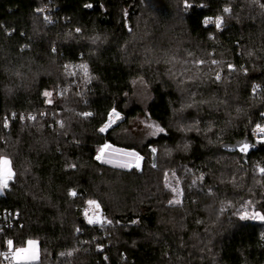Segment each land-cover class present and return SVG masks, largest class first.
<instances>
[{
	"label": "trees",
	"instance_id": "1",
	"mask_svg": "<svg viewBox=\"0 0 264 264\" xmlns=\"http://www.w3.org/2000/svg\"><path fill=\"white\" fill-rule=\"evenodd\" d=\"M146 3L155 34H165L173 25L176 31L180 23L185 40L222 59L216 71L221 80L214 79V88H205L195 99L200 104L194 116L205 136L193 137L182 160L203 167L215 154L225 153L239 156L246 168L253 160L264 167V143L246 162L238 151L224 148L252 140L255 125L264 126V9L259 4L188 0L192 7L185 8L184 0H0V154L12 160L16 174L0 209L19 214L2 238L12 239L16 247L37 240L41 257L33 264H264V223L230 216L219 226L214 241L218 254L212 260L201 248L204 243L193 238L194 230L204 232L196 221L205 216L206 197L198 204L191 199L184 229L174 230L167 222L160 224L155 203L143 201L150 170L117 168L95 158L108 142L103 159L120 161L114 156L117 149L137 148L152 163L151 146L175 145L180 138L173 123L181 103L175 74L169 73L168 63L141 57L140 49L154 39L145 43L135 38L145 27L140 17ZM224 7L231 13L224 14ZM220 15L221 29L204 25L206 17ZM166 37L163 46L168 45ZM80 64H87L90 81L76 67ZM141 76L153 95L146 107L134 100L133 80ZM254 85L260 86L255 92ZM46 90L53 91L51 105L43 95ZM113 108L125 120L99 132ZM82 112L92 115H78ZM141 116L165 132L132 145L122 131ZM261 181L264 188V175ZM70 190L77 195L70 196ZM89 198L100 202L111 224L87 223L83 206ZM68 251L73 255H60Z\"/></svg>",
	"mask_w": 264,
	"mask_h": 264
},
{
	"label": "rangeland",
	"instance_id": "2",
	"mask_svg": "<svg viewBox=\"0 0 264 264\" xmlns=\"http://www.w3.org/2000/svg\"><path fill=\"white\" fill-rule=\"evenodd\" d=\"M146 9L141 14L140 19L144 22L145 27L140 30L139 36H135L136 39H142L145 43L151 38L154 39L153 43H146L140 54L144 57V60L149 63H168L169 73L175 74V80L178 84V92L180 95L181 103L178 109L174 111V128L180 134V138L175 145H171L168 142L162 143L159 147L151 146L150 148H156L157 151L153 154V162L150 163L149 155L143 153L140 149H117L114 156L119 158L118 162H128L130 157L126 156V152L135 151L143 157V168L150 170L148 173L147 189L144 194L143 201L148 203H155V208L160 212V224L165 225L166 222L171 225L174 230L178 228L184 229L185 220L190 217V213L187 210L191 199L198 204L203 202L205 207V216L198 217L197 223L203 225V233L194 234L196 240L204 245L201 248L206 251L207 255L214 260L217 257L216 243L214 242L219 236V226L222 222L228 223L231 219L230 216L239 218V215L243 212L245 203L252 201L255 210L264 213V188L262 185V175L259 173L258 168L263 167L261 161L253 160L252 166L246 168L242 166L241 160L237 155L229 154H215L207 165L192 166L190 163L182 160L191 151V147L194 144L193 137L195 135L202 136L201 121L194 116L198 106L197 100H200L201 93L205 88H214L213 80L216 75L217 64L212 65L211 61L216 60L213 53L207 54L203 49L194 45L190 41L185 40L182 35V27L178 24V30L175 31L176 26H171L166 29V33L155 34L152 11L149 10V5L146 3ZM168 45L163 46L162 42L167 37ZM172 42H175L174 44ZM189 53L191 55H189ZM197 60H205L206 63L203 66L195 64ZM218 61V60H216ZM222 61L219 57V61ZM224 63V61H223ZM220 72V70H219ZM230 78V75H227ZM199 83L198 85H196ZM134 86V100L144 107L151 101L153 95L151 93L150 83L144 77H136L133 80ZM53 92V91H51ZM194 94V95H193ZM54 97H51V99ZM49 99V98H47ZM191 105V106H189ZM117 111V110H116ZM118 112V111H117ZM119 113V112H118ZM120 116L122 114L120 113ZM148 125H153L148 119L141 116L131 122V124L124 128L122 133L127 134V139L130 144H141L146 139L155 137L151 135L154 131ZM255 128V127H254ZM253 128V129H254ZM252 129V130H253ZM210 131L206 128L205 132ZM121 133V134H122ZM205 136V135H203ZM211 136H207L209 139ZM105 144H109L108 142ZM104 144V145H105ZM101 146V148L104 147ZM187 145V148L184 146ZM100 148V149H101ZM106 148L104 151H106ZM170 150V152H169ZM99 154V153H98ZM132 163H135L132 160ZM156 167H152L153 164ZM135 168V167H134ZM130 169V168H129ZM168 172V182L172 187H176V181L179 179V188L182 190V196H176L171 188L165 187L164 173ZM175 172V177L172 173ZM203 177L200 179V177ZM195 181V183H193ZM10 183V182H9ZM164 197L163 202L159 203L157 197ZM167 196L166 200L165 197ZM206 197L200 200L201 197ZM179 198L182 202L179 205H169V200ZM88 200H96L89 198L85 201L83 210H92L94 216H99L101 219L108 217L103 214V209L100 204L99 209H95L93 206L87 204ZM161 200V199H160ZM158 202V203H157ZM248 211H252V207L248 208ZM228 218V219H227ZM256 222H262L260 220H253ZM264 223V222H262ZM215 230H217L215 232ZM208 232V237L205 234ZM202 236V237H201ZM207 239V240H205ZM34 240V239H31ZM36 241L37 250L39 252V259L41 257L39 242ZM26 246V244L24 245ZM202 251V250H200ZM203 251V252H204ZM36 262V261H35ZM215 263V262H213Z\"/></svg>",
	"mask_w": 264,
	"mask_h": 264
},
{
	"label": "snow or ice",
	"instance_id": "3",
	"mask_svg": "<svg viewBox=\"0 0 264 264\" xmlns=\"http://www.w3.org/2000/svg\"><path fill=\"white\" fill-rule=\"evenodd\" d=\"M253 3L259 4V6L264 9V3L261 2V0H252ZM184 4H185V8H190L192 7L191 4L188 3V0H184ZM85 7L91 8L92 5L88 4L85 5ZM201 7H203V5H201ZM38 12H42L43 9H37ZM223 13L224 14H229L231 13V8L230 7H224L223 8ZM45 20L48 21L49 18L45 17ZM50 22V21H49ZM204 25L207 26L210 23H214L215 27L219 30L221 29L223 23H224V15H220L213 18L210 17H206L203 21ZM75 31L78 33L81 31V29L76 28ZM53 51H55V49H53ZM189 55H191L189 53ZM249 55H251V53H249ZM206 63L205 60H197L195 61V64L198 66H203ZM219 62L216 60H212L211 64L212 65H216ZM69 65H65V68L68 69ZM77 68H79L80 70L83 71V74L85 76V78L90 81L92 79V77L89 76L88 74V66L87 64H80L76 66ZM228 69L230 71H234L235 67L232 64L228 65ZM244 72L247 73V69H244ZM73 75L75 73H72ZM215 80L216 81H220L221 80V75L219 73L216 74L215 76ZM259 85H254L253 86V91L255 92L257 89H259ZM43 95L46 98H49L46 100V103H48L49 105H51L53 103V100L51 99V97L53 96V92L51 91H44ZM58 95H63V92L58 93ZM194 95V94H193ZM191 106V105H189ZM39 115L44 116L47 115V113H40ZM78 115L82 116V117H89L92 115V113L90 112H82V113H78ZM261 116H264V112L260 113ZM13 117H15V113L12 114ZM120 114L116 111L115 108L112 109V111L109 113V119L108 121L99 129V132L104 133L107 131V129H109L113 123H115L116 120H119ZM21 119H25V117H21ZM28 120L31 121H36L37 120V116L35 115H28L27 116ZM56 123L59 125V127L61 129L65 128V123L62 120H58L56 121ZM5 127L8 126L7 124V117L5 118ZM150 128H153L154 131L151 133V135L155 136L159 133H164L165 129L160 127L159 125H148ZM254 133L258 134V140L257 143H264V126H262L261 124H256L255 128L253 129ZM255 144H249V143H243L239 146V151H241L242 153H247V151L249 150L250 147H255ZM110 145L105 144L103 148L99 149V154L95 157L97 160L102 161L103 163H108V164H112L114 167L117 168H132L135 167L138 170L140 169V161L143 159L142 156H140L139 153L132 151V152H126L125 155L130 157L131 160H129L128 162H118V161H114L112 159H103L104 156V150L106 148H109ZM185 148H187V145L184 146ZM157 151L156 148H151V152L153 154H155ZM170 152V150H169ZM132 160L135 161V163H132ZM71 168H75L76 165L75 164H71L70 165ZM152 167H156V164L154 163L152 165ZM258 171L261 175H264V167H259ZM15 172L13 171L12 168V160L6 156V155H2L0 154V196L5 194V190L9 188V182L13 181L15 178ZM175 172L172 173V176L175 177ZM165 176V187H169L171 188V191L176 195V196H182L183 192L182 190L179 188V179H177L176 181V187H172L171 184L168 182V177H169V173L165 172L164 173ZM203 177L201 176L200 179H202ZM193 183H195V181H193ZM69 195L70 196H76L77 193L74 190H70L69 191ZM181 200L179 198H175L173 200H169V205H179L181 204ZM87 204L89 206H93L95 209H99L100 208V204L96 201V200H88ZM252 207V211L249 212L248 208ZM85 215L87 216V213H85ZM239 219L241 221L244 220H260L262 222H264V213L255 210V207L252 203V201H247L245 203L244 206V210L243 212L239 215ZM87 223L89 225H96L99 224L101 226H104L105 224H111L112 221L107 220L106 218L101 219L99 216H91L88 217L87 219ZM77 232L80 231L79 228L76 229ZM6 251H2L0 252V257H2V260H0V264H3L4 261H7L8 264H33V262L38 261L39 260V252L37 250V246H36V241L34 240H28L26 242V246H22V247H16L14 244V241L12 239H7L6 240ZM75 251V250H73ZM73 251H68L66 253H61V256H72L73 255ZM105 259H107V257H105Z\"/></svg>",
	"mask_w": 264,
	"mask_h": 264
},
{
	"label": "built area",
	"instance_id": "4",
	"mask_svg": "<svg viewBox=\"0 0 264 264\" xmlns=\"http://www.w3.org/2000/svg\"><path fill=\"white\" fill-rule=\"evenodd\" d=\"M251 139L254 142V144H257V145L263 144V143H257L258 134L254 133L253 130L251 132ZM98 161H100V160H98ZM9 189H10V185H9V188L5 190V194L0 196V199L3 198L4 196H6V193ZM85 213H87V216L85 215ZM91 216H94V213L92 210H86L85 209L83 211V217L85 218L86 221H87L88 217H91ZM18 220H19L18 212L13 213L9 210H1L0 209V252L6 251V243L5 242L7 239L2 238V234L4 233L3 231L7 228H12ZM91 226H93V225H91ZM0 260H2V257H0ZM3 264H8V262L4 261Z\"/></svg>",
	"mask_w": 264,
	"mask_h": 264
},
{
	"label": "water",
	"instance_id": "5",
	"mask_svg": "<svg viewBox=\"0 0 264 264\" xmlns=\"http://www.w3.org/2000/svg\"><path fill=\"white\" fill-rule=\"evenodd\" d=\"M120 117L121 118L119 120H116L115 123H113L112 126L109 129H107V131L112 129L113 127L117 126L119 123H121V122H123L125 120V116L124 115H122ZM243 143L254 144V142L252 140H250V139H243V140L237 141V142L232 143V144H226V146L224 148L226 150L230 151V152L238 151L243 156V161L246 162L252 152H256V151L260 150V146L255 144L256 146L255 147H250L249 150L247 151V153H242L241 151H239V146L241 144H243ZM138 171L139 172L143 171V159L140 161V169Z\"/></svg>",
	"mask_w": 264,
	"mask_h": 264
}]
</instances>
